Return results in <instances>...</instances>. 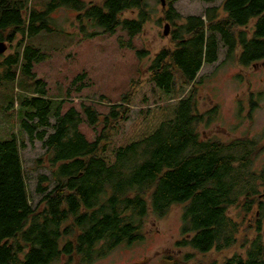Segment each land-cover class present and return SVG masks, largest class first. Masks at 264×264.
Masks as SVG:
<instances>
[{
  "label": "trees",
  "instance_id": "obj_1",
  "mask_svg": "<svg viewBox=\"0 0 264 264\" xmlns=\"http://www.w3.org/2000/svg\"><path fill=\"white\" fill-rule=\"evenodd\" d=\"M31 1L0 0V42L12 47L17 41L13 53L0 56V87L16 84L11 90L18 97L9 108L19 104L21 130L45 149L35 165L47 167L51 177H37L40 199L33 205L21 160L24 141L13 135L0 142V264H94L116 248L143 242L146 220L162 219L176 206L183 211L174 248L183 253L165 256L166 263L218 264L196 255L232 250L221 264H264V194L252 183L263 182L264 173L250 172L255 144L203 139L199 129L215 121L218 108L199 113L194 84L202 65L217 61L220 47L226 62L242 68L264 61V0H222L204 19H183L166 0L163 22L171 26L173 48L162 49L147 80L104 117L88 105L62 113L64 101L49 98L33 73L47 57L29 40L58 30L51 15L66 8L77 14L84 39L121 30L133 50L132 40L150 18L144 0H50L41 9ZM130 12L137 16L123 18ZM89 24L101 33H89ZM136 54L143 59L149 51ZM145 84L152 86L154 106L140 111L121 142H112ZM82 117L91 128L102 126L93 142L79 130ZM231 208L241 211V223L229 215ZM249 215L252 225L240 232Z\"/></svg>",
  "mask_w": 264,
  "mask_h": 264
},
{
  "label": "rangeland",
  "instance_id": "obj_2",
  "mask_svg": "<svg viewBox=\"0 0 264 264\" xmlns=\"http://www.w3.org/2000/svg\"><path fill=\"white\" fill-rule=\"evenodd\" d=\"M49 1L32 0L30 4L41 9L42 5ZM83 1L87 4L93 3L92 0ZM168 1L173 2V8L183 19L190 16L204 19L207 9L220 7L222 3V0L212 4L200 0ZM144 4L150 12V18L143 32L132 40L133 50L127 46L130 41L128 35L121 30L114 35L102 34L94 39H84L79 30L77 14L66 8L58 9L51 15L58 30L52 33L41 32L34 39L29 40L40 46L47 57L45 61L34 66L33 73L37 79L45 83L49 98L64 101L62 113H66L71 108L80 112L82 105H88L94 107L102 117L106 116L112 105L122 104L127 94L129 96L135 92L140 80H147L153 58L162 49L173 48L170 38L171 26L168 22H163V8L160 1L144 0ZM136 16L137 12H130L125 13L123 18L130 19ZM181 23L183 22L180 21L179 24ZM166 25H169L168 36L164 35ZM87 30L89 33H101L90 24ZM245 30L251 32V25ZM16 45L17 41L12 47L7 45L8 49L4 56L13 53ZM144 49L149 51V54L139 59L136 52ZM232 62H226L225 48L220 47L217 61L211 65L203 64L196 77L194 84L199 113L218 108L215 121L207 128L202 125L199 133L203 139L216 138L224 143L239 139L258 143L261 136L262 139L264 138V98L260 103V109L253 112L242 109L241 104L246 99V95L261 93L264 96V65L242 68ZM80 76L82 78L77 80ZM13 86L16 87V84L6 82L3 88L0 87V142L9 140L13 135L17 136L20 143L24 141V146H21V160L30 199L32 204L36 205L40 199L34 193L37 177L39 175L51 177V174L47 167L38 168L35 165L36 159L43 156L45 149L41 142H31L21 130L23 112L19 109V104L15 103L14 108H9L13 99L18 97L17 90L15 92L11 90ZM151 87L145 84L138 90L132 100L128 119L121 124L122 128L119 134L113 137L112 142H121L137 121L140 111L154 106L155 97L152 96ZM144 97L149 100L148 103H144ZM82 118L83 123L79 130L89 142H93L97 134L101 133L102 126L91 128L85 118ZM54 123L52 119L51 124ZM52 132V129H48V134ZM252 158L250 172L258 175L264 173V152L260 155H252ZM255 158L257 159L254 160ZM252 183L264 194V181L254 180ZM182 211V206H176L162 219L151 216L146 220L143 242L130 248L123 246L116 248L109 256L94 264H169L164 261L165 256L178 258L183 253L174 248L175 243L181 238ZM229 215L239 223L242 222L241 211L236 208H231ZM245 221L240 232L248 225H252L254 220L249 215ZM251 232L252 230L241 233L240 241L245 234ZM231 254L232 250L205 256L196 255V258L221 264L222 260Z\"/></svg>",
  "mask_w": 264,
  "mask_h": 264
},
{
  "label": "flooded vegetation",
  "instance_id": "obj_3",
  "mask_svg": "<svg viewBox=\"0 0 264 264\" xmlns=\"http://www.w3.org/2000/svg\"><path fill=\"white\" fill-rule=\"evenodd\" d=\"M259 65H264V63L262 64L261 61L256 62L255 64L251 65L253 66V68H256ZM264 98V96L261 95V93H254L251 95H246V99L244 101H242L243 103L242 105V109L244 110H248L249 112H253L254 110H258L260 109V103L262 101V99ZM263 136L260 137L259 142H255V151H256V155H260V153L264 152V138L262 139ZM257 157V156H256ZM257 158H255L254 160H256Z\"/></svg>",
  "mask_w": 264,
  "mask_h": 264
},
{
  "label": "water",
  "instance_id": "obj_4",
  "mask_svg": "<svg viewBox=\"0 0 264 264\" xmlns=\"http://www.w3.org/2000/svg\"><path fill=\"white\" fill-rule=\"evenodd\" d=\"M161 3V7L165 8L166 7V0H159ZM168 29H169V25L165 26V31H164V35L168 36ZM7 51V45L4 42H0V56L3 55L5 52Z\"/></svg>",
  "mask_w": 264,
  "mask_h": 264
}]
</instances>
